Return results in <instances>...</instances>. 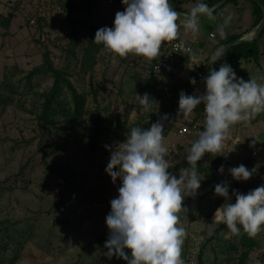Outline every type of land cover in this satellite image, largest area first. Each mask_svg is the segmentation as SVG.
Masks as SVG:
<instances>
[{"label": "rangeland", "instance_id": "374dc122", "mask_svg": "<svg viewBox=\"0 0 264 264\" xmlns=\"http://www.w3.org/2000/svg\"><path fill=\"white\" fill-rule=\"evenodd\" d=\"M106 1L95 0L92 11L87 12L88 20L100 24L114 16L116 10ZM202 1L190 0L184 5L191 7ZM222 2L217 5H223ZM55 4L54 0H0V18L14 13L8 33L0 24V81L4 79L6 67L12 71L16 67L13 80L18 86L14 103L4 111L0 107V264H10L14 257L13 264H114L118 259L126 264L123 258L113 256L109 259L105 255L108 251L106 240L87 249H83L82 245L92 241L108 227L106 217L111 211L110 202L118 198L122 180L118 177L113 182L106 168L112 151L127 140V135L106 131L96 154L88 151L84 130H73L68 136L63 133L48 134L40 142L36 113H39L41 102L35 92L49 89L53 78L36 76L32 79L33 87L29 88L25 76L42 62V46L47 45L51 50L56 66L70 67L72 80L79 90L92 88L88 77L79 73L76 59L63 49L70 41L71 29L62 9H57ZM217 12L213 18L203 16L199 21L203 33L201 36L207 38L206 45L210 50L214 48L215 42L218 43L229 33L241 29L244 31L254 19L252 0L227 1ZM229 14L232 19L224 29V36L220 35L216 26L215 29L210 28L214 27L217 17L225 20ZM39 16L45 19L41 28L37 21ZM210 31L216 38L205 36ZM78 56H81V49L78 50ZM150 65L151 61L143 56L129 54L120 57L112 52H102L93 81L101 105L110 106L113 116L124 118L126 104L137 102V94L131 91L134 82L130 76ZM247 66L251 68L253 78L264 83V56L260 64L252 60L251 63L247 62ZM120 89L123 94L118 93ZM92 98L88 107L93 109ZM89 119L86 116L85 123ZM135 119L136 112L132 110L130 121ZM200 119V131H203L205 117ZM185 123L180 121L168 136H164L168 148L165 159L171 168L186 158L188 149L198 139L197 135L178 133ZM263 123L264 118H261L260 121L253 120L252 124L242 123L241 127L231 128L223 151L212 154L215 157L223 154L220 162L202 158L201 166L216 177L209 179L205 172L196 169L202 178L201 187L195 197H185V209L178 214L187 231L182 246L184 264H198V254L203 244H206L204 264H232L235 254L229 257L226 247L228 242L235 241L237 237L227 227L220 230L217 237H212L219 224L212 219L219 207H215L216 201L220 198L225 200L215 193V186L227 182L230 185L229 196H234V203L235 184L248 185L249 180L234 179L229 169L241 164L249 170L250 166L264 167V151H259L257 157L252 156L259 139L264 141ZM234 135L240 139L235 144V150L229 144ZM26 164L22 180L19 172ZM221 165L224 166L223 173L219 171ZM182 169L190 171L191 167ZM180 171H174L173 174L179 178ZM64 202H69L70 207L67 212L61 213L59 208ZM258 241L259 246L251 253L247 264H264V230L258 235ZM125 251L131 258V251Z\"/></svg>", "mask_w": 264, "mask_h": 264}, {"label": "clouds", "instance_id": "9594fccd", "mask_svg": "<svg viewBox=\"0 0 264 264\" xmlns=\"http://www.w3.org/2000/svg\"><path fill=\"white\" fill-rule=\"evenodd\" d=\"M122 2L126 9L115 14L114 28L102 27L95 34L94 42L102 44L106 51L120 57L135 54L153 60L160 56L163 43L179 37L180 13L171 7L169 0ZM213 12L214 8L206 3H197L183 17L185 33L198 35L200 19L213 18ZM231 19L229 14L219 26L221 36L225 35L224 29ZM177 47L180 52L189 51L183 42ZM223 55L221 52L213 56L212 63ZM204 79L205 93L188 95L181 91L179 97L178 114L186 120L198 105L205 106L204 130L198 133V139L187 151L190 171L181 169L179 178L168 171L164 125L159 120L148 129L133 127L127 140L112 151L106 172L113 182L121 178L122 185L118 198L111 200V211L106 217L110 235L105 242L108 249L105 255L109 259L116 256L128 264H184L182 246L187 231L178 214L185 209V197H195L201 187L197 162L206 153L223 151L233 125L247 124L264 112V83L256 78H238L231 65L224 63L219 70L212 69ZM190 82L195 85L196 79L191 78ZM136 99L144 110L151 108L148 93H137ZM167 118L165 114L163 119ZM257 169L258 166L249 170L241 164L230 168L229 172L234 179L246 181ZM219 171L224 172L223 165ZM229 187L227 182H221L215 186V193L230 200ZM233 194L236 202L218 207L214 222L226 225L232 235L239 236L242 227L250 238H256L264 230V185L247 194L237 190H233ZM125 249L131 251V258Z\"/></svg>", "mask_w": 264, "mask_h": 264}, {"label": "trees", "instance_id": "16d2710c", "mask_svg": "<svg viewBox=\"0 0 264 264\" xmlns=\"http://www.w3.org/2000/svg\"><path fill=\"white\" fill-rule=\"evenodd\" d=\"M190 0H169L171 7L179 13H189L192 7H185L184 4ZM222 0H203L210 8L214 7V12H217L220 7L217 4ZM63 14L66 16L68 25L71 29V37L65 49L69 56L76 59L77 65H79V73H82L85 77H88L89 84L92 86L91 90H79L72 80V71L68 65L65 67H58L55 65L52 59L51 50L47 45L44 47L42 53V62L35 65L25 76L27 85L32 88V79L36 76H51L53 78L52 85L49 89L42 92H35L38 96L40 104L39 113H36L37 126L40 133V142L48 135L52 133H63L65 135H71L73 130H84L87 137L88 151L91 154H96L102 145L103 135L106 131L116 132L120 135L130 134L133 127H141L148 129L152 123L161 121L164 125V136H168L170 132L175 129L181 121V115L178 114L179 110V97L181 91H184L188 95H200L203 92L198 87L193 85L190 81L191 78L184 80L177 76L175 72L167 73L161 72L155 74L151 70V65L158 59L150 60L151 65L149 67H143L136 74L130 76V80L134 82V87L131 89L133 93H139L143 95L148 93L150 96L151 108L144 110L139 102L127 103L124 110V118L120 116H113L110 106L101 105L98 99V91L93 86L95 77L96 65L100 62L101 53L105 52L102 44L94 42L96 31L102 27L114 28V16L111 19H106L102 23L98 24L88 20L87 12H91L94 7L95 0H60ZM254 22L250 28L254 29L258 26L256 36L252 40H240L244 35L243 32L235 33L227 36L220 43L228 45L225 52V62L233 68L238 78L244 80L252 79L249 71L242 66V60H254L260 64V59L264 55L262 50L264 42V0H252ZM14 17V13L10 12L7 16L0 18V24L5 28V33L10 30V23ZM38 26L41 28V24L45 22L44 16L37 17ZM83 39L81 38L82 34ZM41 42V41H39ZM230 45V46H229ZM162 48V46H161ZM81 49V56H78V50ZM79 60V61H78ZM220 60L216 62L213 68L207 70H219L221 66ZM206 67V65H205ZM206 70V69H205ZM206 70V71H207ZM17 68L13 71L6 67L4 71V79L0 81V107L2 111L7 106L14 103V97L18 92V86L14 82L13 78ZM205 71V72H206ZM206 74V73H205ZM192 78H195L193 74ZM264 79V72L262 73ZM118 93H122V89ZM90 97L94 104V108H89ZM204 104L201 103L192 113V118L199 119L202 115ZM132 110L136 112V119L130 121V113ZM167 114V119H163ZM89 116V122L85 123V117ZM39 142V143H40ZM208 158L211 161L217 162L223 158L221 156H214L212 154L204 155V158ZM202 160V159H201ZM201 160L197 162V168L205 172L209 179L216 177L213 172L203 168L201 166ZM27 167L24 165L19 174L23 180V174ZM192 167L188 164L186 158H183L180 162L176 163L168 171L174 173V171L181 170L182 168ZM24 186L25 181H24ZM234 189L241 193L247 194L250 190H253L249 185L235 184ZM223 202V198L216 201L215 207L220 206ZM236 200L234 201V203ZM226 225L218 224L217 228L213 232L212 237H217L220 230ZM110 235V230L107 227L105 232L97 235L92 241H89L82 245L83 249H87L90 246L101 243L107 240ZM235 241L227 243V254L229 257L234 253L232 264H247L251 256V253L259 246L258 236L256 238H250L243 232L241 227V234L235 236ZM206 244H203L198 254V264H204L203 255ZM185 261V260H183ZM15 262V257L10 260V264ZM114 264H124L119 259ZM128 264V262L126 263Z\"/></svg>", "mask_w": 264, "mask_h": 264}, {"label": "built area", "instance_id": "2783aa9c", "mask_svg": "<svg viewBox=\"0 0 264 264\" xmlns=\"http://www.w3.org/2000/svg\"><path fill=\"white\" fill-rule=\"evenodd\" d=\"M60 0H54L56 3L55 6L57 9L61 8ZM107 4L112 6L117 12L118 11H125L126 5L123 4L122 0H107ZM35 20H32L34 22ZM211 37H214V33H210ZM183 42L186 49L189 51L187 53L180 52L178 49V45ZM206 62L203 61L195 52V49L191 42L182 41L179 39L173 40L171 42H165L162 44V48L160 50V56L158 57L157 61L151 65V70L155 74H160L161 72L173 73L175 72L180 73L182 71H188L190 74H193L196 79V86L198 87L203 83L205 78V67ZM205 107V106H204ZM204 107L202 111L201 117H205ZM186 121L187 123L183 124L178 133L181 135H197L201 130L202 121L201 119L195 120L191 116L186 120L181 115V122ZM252 121V119H251ZM251 121L249 123H251ZM259 147L256 148L252 154L257 156L259 153ZM234 200V196H231L230 200H224L222 204L225 203H232ZM221 204V205H222ZM220 205V206H221ZM219 206V207H220ZM70 207L69 202H64L61 204L59 211L61 213L67 212L68 208ZM216 211V210H215ZM215 213V212H214ZM214 219V214L212 216Z\"/></svg>", "mask_w": 264, "mask_h": 264}, {"label": "crops", "instance_id": "0c3cea01", "mask_svg": "<svg viewBox=\"0 0 264 264\" xmlns=\"http://www.w3.org/2000/svg\"><path fill=\"white\" fill-rule=\"evenodd\" d=\"M184 6L185 7H188L186 5H184ZM191 7H193V6H191ZM186 14L187 13H180L181 19L178 20V23L181 25V27L179 29L180 35H179V37L177 39L192 43V45H193V47L195 49L196 54L203 61L206 62V70L213 68L212 66H214L216 64V62H218L219 60H220L221 64L226 63L225 62V52H226V50L228 48V45H224V44L220 43L221 40H223L224 38H226L227 36H229L231 34L243 32L244 35L241 37L240 40H248L249 41V40H252L256 36L257 31L259 29L258 26H257L256 28L250 30V28H251V26H252V24L254 22V19H253V22L249 26H246V29L244 31H243V29H241L242 31L240 30V31H237V32L229 33L228 35H226L225 37H223L218 43H216V42L214 43L213 42L214 43V45H213L214 48L212 50H210V49L207 48V45H206L207 38L206 37L203 38L204 36L203 37L201 36L203 33L201 32V23L200 22H199L200 31H199V34L198 35H193L190 32L189 33H185L184 28H183V17ZM217 16H218V12H217ZM215 21L216 20H214V24L215 25H214V27H210L211 29L212 28L215 29V26L217 28H219V26L224 23V19L223 18H219V17H217V22H215ZM210 33H212V31H210L209 33H205V36H207V35L210 36ZM210 38H216V36L215 35H214V37H211L210 36ZM262 50L264 51V42H263ZM221 52H224V55L218 61H216L215 63H212V57L215 56V55H217L218 53H221ZM247 62H250L251 63L252 60H242V66L249 71V73L251 75V78H253V76L251 74V68L247 66ZM209 74H210V70H207L206 71V74H205V77H207ZM177 76L180 77L181 79H184V80H187L189 78H192V75L188 71H182L180 73H177ZM262 79H263V76H262ZM198 89H200L203 93L206 92V82H205V79L203 80V83L198 86ZM192 116L193 115L191 114V117ZM261 118H264V112L256 115L252 119L251 123H249V124H252L253 123V120L260 121ZM241 124L242 123H238L236 125H233L232 126L233 130H234V126L238 128V127H241ZM263 129H264V123H263ZM256 139H257V137H256ZM229 142H230L229 143L230 144V147H232V149L235 150L234 149L235 148V144H238V142H240L239 136L236 135V137H235V135H234L229 140ZM261 142H263V144H261ZM258 147L260 149L259 150L260 153L262 151H264V141H262L261 139H259V142H258L256 148H258ZM230 152H233V151L231 150ZM259 155L260 154L258 153L257 156H259ZM252 156H254V155L252 154ZM257 156H255V157H257ZM257 166H255V167H257ZM250 168L252 169V168H254V166H250ZM248 180H249L248 185L249 186L251 185V187H254V188H257V187H259L261 185H264V167L262 165H259L258 166V169H257V172L254 173L252 175V177L250 179H248Z\"/></svg>", "mask_w": 264, "mask_h": 264}, {"label": "water", "instance_id": "95a60500", "mask_svg": "<svg viewBox=\"0 0 264 264\" xmlns=\"http://www.w3.org/2000/svg\"><path fill=\"white\" fill-rule=\"evenodd\" d=\"M227 0H223L222 4H224Z\"/></svg>", "mask_w": 264, "mask_h": 264}]
</instances>
